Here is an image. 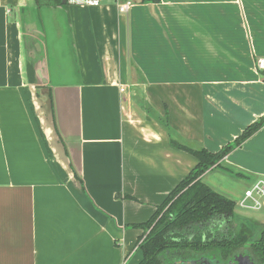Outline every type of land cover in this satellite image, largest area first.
Returning <instances> with one entry per match:
<instances>
[{"label":"crops","instance_id":"0c3cea01","mask_svg":"<svg viewBox=\"0 0 264 264\" xmlns=\"http://www.w3.org/2000/svg\"><path fill=\"white\" fill-rule=\"evenodd\" d=\"M131 1L0 0V264H139L198 164L162 121L218 152L264 116V0ZM228 161L261 179L264 128Z\"/></svg>","mask_w":264,"mask_h":264},{"label":"trees","instance_id":"16d2710c","mask_svg":"<svg viewBox=\"0 0 264 264\" xmlns=\"http://www.w3.org/2000/svg\"><path fill=\"white\" fill-rule=\"evenodd\" d=\"M35 1L39 8L68 6L64 0ZM141 2L157 4L160 0ZM260 72L264 76V71ZM162 124L170 134L172 146L196 157L198 164L145 224L133 225L145 234L139 239L138 248L143 255L139 264H173L201 257L228 264L240 252L249 253L256 264H264V224L239 216L233 200L210 189L202 180L208 171L220 167L229 154L261 132L264 116L218 152L189 145L176 135L167 120Z\"/></svg>","mask_w":264,"mask_h":264},{"label":"rangeland","instance_id":"374dc122","mask_svg":"<svg viewBox=\"0 0 264 264\" xmlns=\"http://www.w3.org/2000/svg\"><path fill=\"white\" fill-rule=\"evenodd\" d=\"M59 81L60 80H57L56 83H59ZM137 98L138 101H142L140 94H137ZM244 130H242L241 134ZM234 139H231L229 143L233 142ZM248 161L250 160H247V162ZM253 169L255 170L256 166L252 167V164L246 165L245 168H242L228 161L226 163L221 164L220 167L214 168L212 169V171L208 172L206 178L204 179V182L208 184L213 190L222 194L223 196H226L228 198L230 197L235 201H239L245 192V187H250L257 178L255 176V173H253ZM247 213V215L252 218V220L264 224V207L260 211H250Z\"/></svg>","mask_w":264,"mask_h":264},{"label":"built area","instance_id":"2783aa9c","mask_svg":"<svg viewBox=\"0 0 264 264\" xmlns=\"http://www.w3.org/2000/svg\"><path fill=\"white\" fill-rule=\"evenodd\" d=\"M71 5L83 7H98L107 2V0H66ZM117 9L121 14L128 13L134 6L131 0H114ZM258 71H264V58H259L256 64ZM241 211H260L264 207V177L257 180L250 187L246 188L243 197L236 203Z\"/></svg>","mask_w":264,"mask_h":264},{"label":"water","instance_id":"95a60500","mask_svg":"<svg viewBox=\"0 0 264 264\" xmlns=\"http://www.w3.org/2000/svg\"><path fill=\"white\" fill-rule=\"evenodd\" d=\"M63 3L66 4V0H64ZM38 48H40V47H38ZM33 70H34V74H35L34 84L38 85V80H37L38 78H36V77H37V75L42 77L41 76L42 70L37 67V64L34 65ZM42 81H43L42 83H44V84L48 83L47 81H44V80H42ZM234 258H233V260H231V262L229 264H256L254 258L252 256H250L249 254H246V253L234 255ZM202 260L208 262V264H213V263L222 264L219 260L214 259L213 261H209V259L206 257H201L196 262H194L192 260H191L192 262H185L183 259H181L179 264H197L199 262H202Z\"/></svg>","mask_w":264,"mask_h":264},{"label":"flooded vegetation","instance_id":"af4514ba","mask_svg":"<svg viewBox=\"0 0 264 264\" xmlns=\"http://www.w3.org/2000/svg\"><path fill=\"white\" fill-rule=\"evenodd\" d=\"M235 226H237V224H235ZM238 254H244V253H238ZM237 254V255H238ZM247 254H249V253H247ZM250 255V254H249ZM251 256V255H250ZM235 259V258H234ZM197 260H199V258L197 259ZM197 260H192V261H194V262H196ZM233 260V259H232ZM180 261L181 260H178V261H176V262H174L173 264H179L180 263ZM185 262H192L191 260H184ZM231 261H229L228 262V264L230 263ZM197 264H208V262H206V261H204V260H202V262H199V263H197ZM214 264H216V263H214ZM218 264V263H217Z\"/></svg>","mask_w":264,"mask_h":264}]
</instances>
